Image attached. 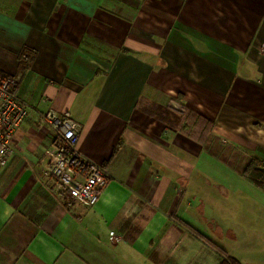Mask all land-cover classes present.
<instances>
[{
	"label": "crops",
	"instance_id": "crops-1",
	"mask_svg": "<svg viewBox=\"0 0 264 264\" xmlns=\"http://www.w3.org/2000/svg\"><path fill=\"white\" fill-rule=\"evenodd\" d=\"M0 72L31 107L0 166V264H219L191 228L264 264V0H0ZM48 111L111 176L95 207L49 175Z\"/></svg>",
	"mask_w": 264,
	"mask_h": 264
},
{
	"label": "built area",
	"instance_id": "built-area-1",
	"mask_svg": "<svg viewBox=\"0 0 264 264\" xmlns=\"http://www.w3.org/2000/svg\"><path fill=\"white\" fill-rule=\"evenodd\" d=\"M19 77H5L0 72V166L7 165L13 154L15 133L29 117L30 105L15 90ZM41 121L54 132V140L45 151L49 175L57 189L84 207H95L102 191L110 183L109 172L86 159L78 148L81 124L55 111L41 115ZM115 242L120 237L113 236Z\"/></svg>",
	"mask_w": 264,
	"mask_h": 264
},
{
	"label": "trees",
	"instance_id": "trees-1",
	"mask_svg": "<svg viewBox=\"0 0 264 264\" xmlns=\"http://www.w3.org/2000/svg\"><path fill=\"white\" fill-rule=\"evenodd\" d=\"M255 166L254 165L252 166V164H251L246 168V171H245L246 177L249 178L253 182H257L256 177L258 175V170L254 169ZM191 231L197 237L201 238L205 243H207L208 245H210L212 248H214L217 251L218 255L221 258V261L219 264H243L241 261H239L233 257H230L225 250H223L221 247H219L216 244H214L213 242H211V240H209V238H207L206 236L202 235L201 233L197 232L196 230H194L192 228H191Z\"/></svg>",
	"mask_w": 264,
	"mask_h": 264
},
{
	"label": "rangeland",
	"instance_id": "rangeland-1",
	"mask_svg": "<svg viewBox=\"0 0 264 264\" xmlns=\"http://www.w3.org/2000/svg\"><path fill=\"white\" fill-rule=\"evenodd\" d=\"M213 227H215V228H217V233H218V235H219V237H217L216 239H215V241L216 242H218V244L219 245H221V226L219 225H217V224H215V223H213V224H211V226H210V231L208 230V228H207V231H209V233H212V231H215V230H212L211 228H213ZM216 233V232H215Z\"/></svg>",
	"mask_w": 264,
	"mask_h": 264
}]
</instances>
